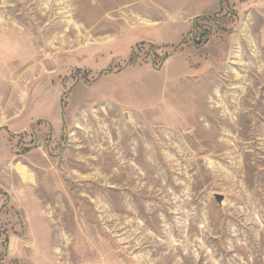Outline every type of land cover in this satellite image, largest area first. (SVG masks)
Segmentation results:
<instances>
[{
  "label": "rangeland",
  "instance_id": "obj_1",
  "mask_svg": "<svg viewBox=\"0 0 264 264\" xmlns=\"http://www.w3.org/2000/svg\"><path fill=\"white\" fill-rule=\"evenodd\" d=\"M0 264H264V0H0Z\"/></svg>",
  "mask_w": 264,
  "mask_h": 264
},
{
  "label": "bare ground",
  "instance_id": "obj_2",
  "mask_svg": "<svg viewBox=\"0 0 264 264\" xmlns=\"http://www.w3.org/2000/svg\"><path fill=\"white\" fill-rule=\"evenodd\" d=\"M23 171V170H22ZM25 178V177H24ZM23 179V178H22Z\"/></svg>",
  "mask_w": 264,
  "mask_h": 264
}]
</instances>
